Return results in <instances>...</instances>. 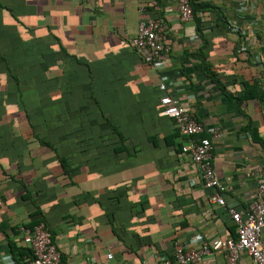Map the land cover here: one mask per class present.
Listing matches in <instances>:
<instances>
[{"label": "crops", "instance_id": "0c3cea01", "mask_svg": "<svg viewBox=\"0 0 264 264\" xmlns=\"http://www.w3.org/2000/svg\"><path fill=\"white\" fill-rule=\"evenodd\" d=\"M156 1L0 0V50L16 47L5 56L10 71L0 60V225L20 241L40 212L63 264H155L173 255L175 242L235 238L226 207L255 200L256 181L246 174L264 168V99L239 104L230 96L254 84L264 97V0H194L216 7L227 29L214 12H196L197 29L194 18L180 21L175 0ZM155 17L165 21L169 47L157 68L130 45L139 23ZM164 95L202 123L198 137L221 132L211 139L212 168L225 206L210 202L214 190L182 154L188 138L159 115ZM98 110L119 128L122 145ZM24 111L59 144L74 175L34 139ZM195 264H227L226 254ZM238 264L252 262L241 253Z\"/></svg>", "mask_w": 264, "mask_h": 264}, {"label": "built area", "instance_id": "2783aa9c", "mask_svg": "<svg viewBox=\"0 0 264 264\" xmlns=\"http://www.w3.org/2000/svg\"><path fill=\"white\" fill-rule=\"evenodd\" d=\"M143 1V0H141ZM179 19L187 23L192 21L193 13L189 0H175ZM155 6L156 0H150ZM240 8V11L244 10ZM166 41V24L162 17L149 18L139 23L136 34L130 39V45L141 60L150 66L160 67L164 61L169 47ZM165 91L164 84L159 86ZM163 106L159 115L174 121L179 133L188 138V143L182 148V154L196 166L203 187L213 189L214 194L210 202L225 206L220 192L223 186L216 178L212 168L213 145L211 139L221 137L218 129L210 130L209 137H198L204 133V127L194 115L187 110L186 105L178 99L164 95L159 100ZM254 178L257 184L255 200L245 209L240 210L235 206H227L226 211L235 226V238L215 239L204 242L201 237L190 241L191 245L174 244L175 264H195L210 253L221 252L226 254L227 264H238L239 255L248 256L252 264H264V168L259 167L246 174ZM0 201V206H1ZM22 241L32 251V259L28 264H63L61 254L52 241L51 234L44 224L40 223L29 228H21ZM111 256L108 255V259ZM0 264H15L9 254H0ZM155 264H172L165 256L157 258Z\"/></svg>", "mask_w": 264, "mask_h": 264}, {"label": "trees", "instance_id": "16d2710c", "mask_svg": "<svg viewBox=\"0 0 264 264\" xmlns=\"http://www.w3.org/2000/svg\"><path fill=\"white\" fill-rule=\"evenodd\" d=\"M189 4H190V7L192 9L193 18L195 20H196V18H195V13L196 12H201V11H207L208 10V11L214 12L216 14V16H217V21L216 22L219 25L221 24L223 26V28L227 29V26H228L229 22L226 20L225 17H222L221 15H219V10L216 7H213V6L208 5V4H198V3L195 4L194 0H189ZM148 7H145L144 10L148 11L149 10ZM155 18H157V17H155ZM196 23H197V29H198V20H196ZM5 38H7V36H5ZM15 49H16V47H13L12 45H9L4 50H0V60L5 62L6 69L9 70V71L11 70L10 64L7 61L8 58H5V56H9V55L15 53L16 52ZM199 52L201 53V56H203L202 49H200ZM62 54H65L63 57L64 58H69L72 61V64H74V66L82 65V66L86 67L85 64H82V63L78 62L74 57L68 55L64 50H62ZM57 57L59 58L60 55H58ZM202 61H203V67H205L206 72L209 75L213 76V74L208 70V66L204 62V58L203 57H202ZM230 97L232 99L236 100V102L239 103V104H241L243 101H245L247 99H251V98H254V97H257V99H259L261 101L264 99L263 94L257 89L256 85H254V84H251V85L245 84V92H244V94L242 96H238V97L230 96ZM88 98H89V101H90L91 100V96H89ZM92 100L94 102V99H92ZM82 109L83 108L81 107V110ZM85 110H86V113L88 114L89 117H91V115L94 113V110H90L89 108H86ZM98 113L102 117H104V114H103V112L101 110H98ZM24 114H25V117H26V119H27V121H28V123H29V125H30V127L32 129V131H33L34 139H36L42 147H46V148L50 149L55 154V156L57 157V160L59 161V163H60V165L62 167L63 172L65 173V175L67 174V176H70V177L72 175H74V168L71 166V164L69 162H67V159L61 158L60 154L58 153V150L60 149L59 148L60 147L59 144L53 143V142H51L48 139L46 140V138L43 136L42 132H38L37 131V127L32 123V120H33L32 114L30 112H27V111H24ZM105 118L106 117H104V119H103L104 120V125H105L103 127H107L109 129V131L116 136V139H117L116 143H119L117 145H122V143H123V134L119 131V128L117 126H115L111 120L105 119ZM247 130L252 133V130H250L249 127L247 128ZM22 145H23V143H22ZM116 200H118V198H116ZM0 201L2 203L1 197H0ZM101 205H103V204H101ZM1 206H2V204H1ZM141 208H142V206H141ZM30 218H31L30 219V223L28 225L24 226V228L31 229L33 226L42 223V224H44L46 230L51 234L50 230L47 229V227L45 225V221L43 219V216H42V214L40 212H36L34 215H31ZM5 229L6 228L3 225H0V233L6 239V243H7V254H9L12 257V259L15 262V264H28V262L32 259V251L30 250V248H28L26 245H24V243L22 241V237H21L20 241H15L11 236H9V234H6ZM11 233H12L13 237H15V236H17L19 234L17 228H12L11 229ZM51 238H52V241L54 242L52 234H51ZM166 258H168L171 261L172 264H175V262H174V251H173V255L172 256H167Z\"/></svg>", "mask_w": 264, "mask_h": 264}]
</instances>
